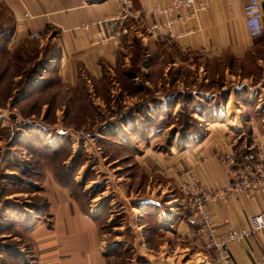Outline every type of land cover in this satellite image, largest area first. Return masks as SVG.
<instances>
[{
  "label": "rangeland",
  "instance_id": "obj_1",
  "mask_svg": "<svg viewBox=\"0 0 264 264\" xmlns=\"http://www.w3.org/2000/svg\"><path fill=\"white\" fill-rule=\"evenodd\" d=\"M13 31L0 4V264H36L28 231L51 180L98 220L108 264H153L169 250L159 223L183 196L143 152L163 154L224 111L239 117L258 104L264 115V39L245 58L211 60L124 37L116 69L71 89L57 75L37 85L44 52L14 48Z\"/></svg>",
  "mask_w": 264,
  "mask_h": 264
},
{
  "label": "crops",
  "instance_id": "obj_2",
  "mask_svg": "<svg viewBox=\"0 0 264 264\" xmlns=\"http://www.w3.org/2000/svg\"><path fill=\"white\" fill-rule=\"evenodd\" d=\"M248 1L197 0L191 8L166 11L167 0H135L131 13L139 16L138 20L127 22L137 27L138 46L171 45L183 53L211 60H238L253 54L256 44L264 39H253L247 33L243 8ZM0 4L11 12L14 31L9 43L18 49L35 44L44 52L46 63L37 85L55 75L71 89L98 84L107 72L118 66L121 46L113 42L96 43L101 33L114 26L109 20L118 14V0H0ZM200 4L206 9L201 10ZM156 8L165 11L154 14ZM24 13L28 16L24 17ZM262 13L264 24V4ZM171 21L174 23L170 30L180 33L181 40L158 42L148 36L147 29L155 22ZM34 33L40 39H30ZM254 107L253 114L242 112L239 117L235 114L229 117L224 111L222 119L212 117L205 124L199 137L175 138L163 154H153L147 148L142 155L148 169L158 170L180 192L181 184L188 179V171L194 169L199 174L207 196L204 213L217 236L227 234L231 228L247 226L251 216L264 213L262 194L253 198L245 193L220 194L231 184L225 165L229 157H234L237 163L257 162V150H248L255 143L264 164V115L258 114V104ZM47 189L41 204L44 217L30 223L28 231L37 255L36 264H108L110 256L102 249L98 220L86 212L68 188L51 180ZM181 201V207L172 208L159 223L169 250H162L164 245L159 247L151 255L152 263L181 264L179 260L186 257L184 264H217L214 257L207 259V254L195 244L190 212L182 198ZM40 231L45 237L49 232L48 240L38 237ZM229 249L235 264H264V232L254 234L243 243H233ZM166 252L169 257L161 258Z\"/></svg>",
  "mask_w": 264,
  "mask_h": 264
},
{
  "label": "built area",
  "instance_id": "obj_3",
  "mask_svg": "<svg viewBox=\"0 0 264 264\" xmlns=\"http://www.w3.org/2000/svg\"><path fill=\"white\" fill-rule=\"evenodd\" d=\"M135 0H118L120 6L118 14L109 22L114 24L113 27L106 30V33H101V37L97 40V44L106 45L113 42L119 46L124 37L136 36L137 27L134 24H129V19L138 20L135 14L131 13L132 2ZM168 9L171 8H191L197 0H167ZM220 1V0H217ZM264 0H249L243 8L245 18V25L248 35L251 38L264 37V24L262 6ZM201 10L206 9L205 5L199 7ZM165 10L154 11V14H162ZM28 14L24 13V17ZM174 21L168 24L155 22L147 29V34L154 41L158 42H172L182 39L180 33H175L170 30ZM30 39L38 40L40 35L34 33L29 36ZM248 150H257V162L250 164L237 163L234 157H229L225 165L228 167V172L231 175V184L226 186L225 190L221 192L222 195L245 193L249 198H253L257 194L264 195V164L261 152L258 150V145L255 143L248 146ZM181 193L185 207L190 212L191 223L194 226L192 234L197 247L201 250L213 254L217 264H235L230 245L233 243H243L256 233L264 232V213L253 215L248 219L247 226L231 228L227 234L217 236L214 233V225L211 223L209 217L204 213L207 196L204 187L201 184L199 174L192 169L188 171V179L181 184ZM264 262V259H263Z\"/></svg>",
  "mask_w": 264,
  "mask_h": 264
},
{
  "label": "trees",
  "instance_id": "obj_4",
  "mask_svg": "<svg viewBox=\"0 0 264 264\" xmlns=\"http://www.w3.org/2000/svg\"><path fill=\"white\" fill-rule=\"evenodd\" d=\"M46 63V57H45V61H44V63L42 64V65H44ZM41 67V66H40ZM199 135H200V133L198 132V131H196L195 133L193 132V133H191L189 136H187V137H183V138H181V140H189V139H191V138H193V139H195V138H197V137H199ZM170 144V143H169ZM171 144H173V143H171ZM171 144L169 145V146H171Z\"/></svg>",
  "mask_w": 264,
  "mask_h": 264
}]
</instances>
